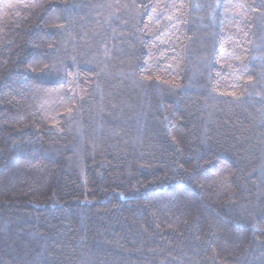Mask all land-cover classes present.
<instances>
[{"label": "trees", "instance_id": "1", "mask_svg": "<svg viewBox=\"0 0 264 264\" xmlns=\"http://www.w3.org/2000/svg\"><path fill=\"white\" fill-rule=\"evenodd\" d=\"M0 264H264V0H0Z\"/></svg>", "mask_w": 264, "mask_h": 264}, {"label": "snow or ice", "instance_id": "2", "mask_svg": "<svg viewBox=\"0 0 264 264\" xmlns=\"http://www.w3.org/2000/svg\"><path fill=\"white\" fill-rule=\"evenodd\" d=\"M233 95H234V93H233Z\"/></svg>", "mask_w": 264, "mask_h": 264}]
</instances>
